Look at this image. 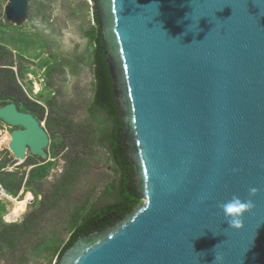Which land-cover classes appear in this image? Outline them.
Instances as JSON below:
<instances>
[{"label": "water", "instance_id": "water-1", "mask_svg": "<svg viewBox=\"0 0 264 264\" xmlns=\"http://www.w3.org/2000/svg\"><path fill=\"white\" fill-rule=\"evenodd\" d=\"M29 2L10 0L8 19ZM92 3L143 202L56 264H264V0ZM0 118L20 127L16 158L48 156L32 111L10 102ZM233 196L254 205L238 229L220 208Z\"/></svg>", "mask_w": 264, "mask_h": 264}, {"label": "rangeland", "instance_id": "rangeland-1", "mask_svg": "<svg viewBox=\"0 0 264 264\" xmlns=\"http://www.w3.org/2000/svg\"><path fill=\"white\" fill-rule=\"evenodd\" d=\"M10 0H0V63L13 60L18 86L27 98L45 108V116H35L48 131V156L27 151L18 159L10 149L13 132L20 128L0 118V264H56L57 251L34 246L48 238L58 251L68 242L85 214L114 201L107 187L118 184L116 163L107 146L97 143L93 151L81 154L75 177L63 195L54 200L57 185L70 170V145L65 137L52 134L46 118L50 110L75 123L98 125L93 117L97 79L95 38L99 32L92 0H30L28 20L14 23L8 19ZM13 84L15 91L18 88ZM13 102L0 101V107ZM22 109H27L19 103ZM99 117L107 115L100 112ZM111 121L106 126L110 127ZM98 135V134H97ZM3 188V189H1ZM5 189V190H4ZM24 192L34 199L15 219L11 212ZM40 215L31 230L29 243L12 245L7 226ZM23 258V259H22Z\"/></svg>", "mask_w": 264, "mask_h": 264}, {"label": "trees", "instance_id": "trees-1", "mask_svg": "<svg viewBox=\"0 0 264 264\" xmlns=\"http://www.w3.org/2000/svg\"><path fill=\"white\" fill-rule=\"evenodd\" d=\"M94 14L95 21L99 25L96 13L94 12ZM95 45L97 90L92 112L94 114L93 117L99 120L98 125L75 123L65 116L56 113L55 110H50L46 118L51 133L62 134L66 140L64 146L66 144L70 145V170L67 172L66 179L57 185L54 200L63 195V191L67 190V184L75 177L77 164L81 161V154L92 152L97 143L109 148L116 163L118 184H111L107 187V192L114 197V201L100 208L89 210L81 223H78L77 220L75 222L77 226L73 235L62 249L58 251L57 243L50 241L48 238L43 239L34 246V253L38 255H40V250L57 251V261L64 250L69 248L78 237L108 228L143 202L135 184V166L129 161L127 150L123 143V123L114 99L107 58L102 50L100 27L95 38ZM1 65L2 63H0V101L11 100L18 104L23 103L27 110L44 118L45 108L32 99L27 98L21 89L22 87L18 86L16 72L11 67L13 66V60L7 63L8 66ZM13 84L18 86L17 91H15ZM100 112H104L107 116L101 119L98 115ZM108 121L112 122L110 127L106 126ZM39 216V214L30 216L24 223H15L7 226L8 241L14 246L21 243H29L33 236L31 230L36 226Z\"/></svg>", "mask_w": 264, "mask_h": 264}, {"label": "clouds", "instance_id": "clouds-1", "mask_svg": "<svg viewBox=\"0 0 264 264\" xmlns=\"http://www.w3.org/2000/svg\"><path fill=\"white\" fill-rule=\"evenodd\" d=\"M256 188L250 189V195H255L257 193ZM253 203L251 200L247 202L241 200L237 196H233L232 199L220 205L222 212L224 214L225 220L228 225L232 228H240L242 226L243 214L253 208ZM221 257H215L214 261L221 260Z\"/></svg>", "mask_w": 264, "mask_h": 264}, {"label": "bare ground", "instance_id": "bare-ground-1", "mask_svg": "<svg viewBox=\"0 0 264 264\" xmlns=\"http://www.w3.org/2000/svg\"><path fill=\"white\" fill-rule=\"evenodd\" d=\"M34 199V195L31 192H24L23 196L16 200L18 205L11 212V216L15 219L19 218L20 215L25 211L27 205Z\"/></svg>", "mask_w": 264, "mask_h": 264}]
</instances>
